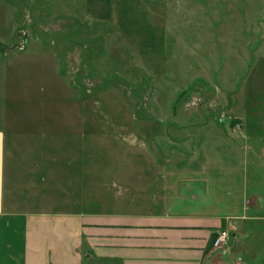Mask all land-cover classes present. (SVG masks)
<instances>
[{"label": "rangeland", "instance_id": "374dc122", "mask_svg": "<svg viewBox=\"0 0 264 264\" xmlns=\"http://www.w3.org/2000/svg\"><path fill=\"white\" fill-rule=\"evenodd\" d=\"M7 1L1 56L59 64L93 114L95 210L223 214L232 233L241 191L216 168L247 144L238 114L264 128V0ZM245 203L261 209L264 195ZM253 214L248 226L264 224Z\"/></svg>", "mask_w": 264, "mask_h": 264}, {"label": "crops", "instance_id": "0c3cea01", "mask_svg": "<svg viewBox=\"0 0 264 264\" xmlns=\"http://www.w3.org/2000/svg\"><path fill=\"white\" fill-rule=\"evenodd\" d=\"M27 51L0 54V264H264V224L243 220L264 214L245 203L264 195V128L250 132L249 114H238L245 148L219 154L217 172L241 193L230 191V241L215 247L223 214L95 210L93 114L59 64L12 62Z\"/></svg>", "mask_w": 264, "mask_h": 264}, {"label": "built area", "instance_id": "2783aa9c", "mask_svg": "<svg viewBox=\"0 0 264 264\" xmlns=\"http://www.w3.org/2000/svg\"><path fill=\"white\" fill-rule=\"evenodd\" d=\"M22 47L24 48V45H22ZM230 238H231V233L229 232V230L227 229L220 230L217 232L213 244L215 247H223L229 243ZM238 260L239 261L237 262V264H241L240 263L241 259L239 258Z\"/></svg>", "mask_w": 264, "mask_h": 264}]
</instances>
